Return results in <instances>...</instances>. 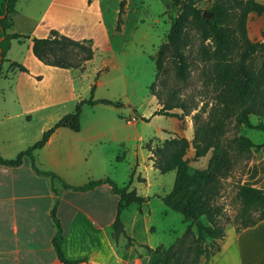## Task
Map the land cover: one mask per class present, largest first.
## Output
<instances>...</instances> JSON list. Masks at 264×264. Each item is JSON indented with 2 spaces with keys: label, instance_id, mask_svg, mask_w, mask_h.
<instances>
[{
  "label": "crops",
  "instance_id": "0c3cea01",
  "mask_svg": "<svg viewBox=\"0 0 264 264\" xmlns=\"http://www.w3.org/2000/svg\"><path fill=\"white\" fill-rule=\"evenodd\" d=\"M88 1L47 0L45 7L34 11L28 0H18L8 32L29 38L11 42L7 52L9 62L3 65L0 77V156L4 160L15 159L62 117L74 112L76 105L83 101V78L93 65L90 93L93 85L95 92L105 85L103 77L108 63L95 66L99 57L97 34L101 33L105 40L102 53L113 57L110 41L113 28L108 30L99 1ZM51 30L73 40L91 41L94 58L86 63L84 71L47 66L34 57L32 39L46 38ZM11 62L21 64L28 73L11 69ZM106 83L107 88H112L111 80ZM93 100L117 102L119 107L83 106L80 131L56 130L34 154L35 167L56 174L72 187L108 178L118 187L122 185L120 188L129 185V190L148 201L142 205L133 204L121 212L126 237L116 238L113 224L119 199L108 185L75 192L58 181L51 182L38 175L30 159L17 167L0 165V264H60L52 246L55 230L50 216L56 199L59 200L57 217L64 230L62 250L66 259L87 260L80 264H122L123 256L115 242L124 245L128 239L133 245L131 249L154 248L147 239L143 240L155 233L151 205L156 201L163 203L161 198L171 191L175 172L161 174L153 167L152 154L147 148L153 139L143 137L141 129L136 128L138 120L132 125L123 122L125 110L121 101L109 95ZM126 106L128 115L137 116V107L130 99ZM104 107L110 110H102L107 109ZM179 123L177 120V132L158 129L162 137L154 139L163 143L182 135ZM262 144L259 155L249 163L242 180L243 185L257 189H264V142ZM125 150L133 157V167L127 164L124 169L129 177L126 185L118 183L117 174L120 169L123 173L124 157L120 155ZM168 174L173 176L165 187L162 177ZM152 176L158 180L155 192ZM60 191L63 194H59ZM170 213L174 212L166 207V210L161 209L159 217L168 218ZM165 231L170 233L171 229ZM207 264H264V221L240 232L228 230L220 251L210 257Z\"/></svg>",
  "mask_w": 264,
  "mask_h": 264
},
{
  "label": "trees",
  "instance_id": "16d2710c",
  "mask_svg": "<svg viewBox=\"0 0 264 264\" xmlns=\"http://www.w3.org/2000/svg\"><path fill=\"white\" fill-rule=\"evenodd\" d=\"M161 1L167 10L179 7V14L171 19L166 42L157 52L155 81L149 89L161 108L153 116L176 118L182 121L184 116H190L197 109V105L183 100L177 90L168 88L165 95L161 91L162 87L165 88L162 77L166 73L167 61H171L173 65L176 80L182 86L188 85L190 63L185 52L190 43L189 28L195 30L198 35L200 61L211 63L209 81L214 93L215 104L211 106L205 121L201 117L204 108L199 109L192 116L195 129L191 143L186 138H173L165 140L156 148L147 147L152 154L150 159L155 169L161 174L175 172L171 191L161 198L163 204L172 212L181 214L186 221H190L195 226L196 234L188 227L177 244L167 250H153L146 246L144 248L157 255L161 264H199L201 256H204L205 264H207L210 257L220 251L221 242L226 237L219 223L221 210L216 203L220 197L222 180L232 175L242 155L249 160L251 148L261 149L263 147V144L256 146L241 135L228 137L229 130L226 129V124L231 121L234 128L244 126L264 133V124L252 125L250 122L251 116L264 119V43L250 42L242 30L247 15L249 13L264 14V6L254 0L237 4L241 13L239 17L237 16L240 21L238 29L243 32L239 39L235 33L237 29L231 28L236 16L232 14V7L226 6L225 2H213L206 10L208 17H203V11L196 7L192 0ZM17 2L18 0H0V77L3 65L9 62L7 52L11 42H22L23 39L29 38V36L8 32L11 19L16 14ZM123 7L124 1L120 3L117 13V32L121 28ZM208 41L213 47L211 51L205 46ZM32 53L41 63L66 70L84 71L86 63L94 58L90 40H73L55 30H51L46 38H33ZM9 67L28 73L24 66L16 62H11ZM158 84L160 89H157ZM94 89L95 85L91 88L88 100L80 101L74 112L62 117L44 132L38 142L20 152L15 159L4 160L0 156V165L17 167L25 159H30L38 175L49 178L51 182L58 181L64 188L75 192L91 191L103 184L108 185L119 199L113 224L114 234L116 238L120 235L126 237L120 217L121 212L133 204L146 203L147 198L138 196L134 190H129V185L123 188L118 187L108 178L91 180L83 186L72 187L52 172L39 171L33 163L34 154L44 147L56 130L68 128L75 132L80 131V115L83 106L103 104L119 107L118 103L112 101H94ZM173 110H181L183 114L180 116L173 113ZM190 145L194 151L193 159L195 160L211 153L205 170H191L190 160L185 158ZM244 173L245 171H242L240 176ZM235 200L239 205L238 212L231 222L235 232L254 227L264 221V189L237 183ZM58 205L59 200L56 199L50 211L55 230L52 246L56 257L60 264L87 263L86 259L68 260L65 258L62 250L64 230L57 217ZM207 243L215 246L213 252L210 253L203 247Z\"/></svg>",
  "mask_w": 264,
  "mask_h": 264
},
{
  "label": "rangeland",
  "instance_id": "374dc122",
  "mask_svg": "<svg viewBox=\"0 0 264 264\" xmlns=\"http://www.w3.org/2000/svg\"><path fill=\"white\" fill-rule=\"evenodd\" d=\"M91 1V0H90ZM102 9L104 20L108 30L113 31L110 33L111 37V48L114 52L112 54H103V46L105 40L103 35L97 34L98 43V60H96L95 66L99 64L108 63L107 70L104 71L105 77L103 81L104 86L101 89L93 92L94 97H105L109 95L116 101H121L124 105V120L128 118L135 117L138 120L136 128H140L143 137L146 139H153L148 144L147 147L156 148L162 144L161 141L154 138H161L162 134H159L158 129L169 130L177 132L179 127L177 125V120L164 117V116H153L156 110H159L161 106L158 104L155 97L150 93V86L155 81L156 76V57L157 52L161 45L166 42L167 35L171 26V19L175 18L179 14V7L165 8L161 0H98ZM124 1V14L122 16V23L120 31H116V20L117 13L120 3ZM187 1V0H181ZM194 5L203 11V17H208L206 10L212 5L213 2H225L226 6L232 7V14L236 16L233 24H231L232 29L236 30V37L241 38V32L238 29V17L240 16L239 3H243L247 0H192ZM255 2L264 6V0H254ZM31 9L38 11L42 6L45 7L47 0H28ZM238 16V17H237ZM244 35L250 42L264 43V14L258 15L256 13H249L244 20ZM188 35L190 39L189 47L187 48L185 54L188 57L190 63V77L188 85L182 86L174 75V68L171 61L166 62V73L162 77L165 83V88L162 87L164 95L166 94L168 88L178 91V95L186 100L188 103H193L197 105V109L194 110L190 116H184L183 120L179 123L180 129L183 130V134L177 138H186L189 143L192 142L194 135V122L191 119L192 116L199 111V109L204 108V113L201 114L202 120L208 118V114L211 106L215 104L214 93L212 92V86L209 81L211 63H203L200 61V43L199 38L195 30L189 28ZM206 48L210 51L213 49L211 42H206ZM115 55V56H114ZM91 67L88 74L83 78L81 94L83 100L89 99L90 97V87L91 83L94 81L93 70ZM112 81L111 87L107 88V81ZM110 86V85H109ZM89 87V88H88ZM160 89L158 84L157 89ZM130 99V103L137 107V116L133 114L126 113L127 100ZM117 103V102H116ZM110 110L109 107H104ZM88 112V111H86ZM107 112V111H106ZM175 114L182 115L181 110H173ZM144 117H141V116ZM230 120V119H229ZM179 121V120H178ZM228 121V120H227ZM226 122V121H225ZM250 122L252 125H257L259 123L264 124V119L251 116ZM226 129L229 130L227 136L232 138L233 136H244L254 145H261L264 142V133L249 129L244 126L234 128L231 121L226 124ZM193 149L190 148L186 152L185 158L190 160L189 166L191 170H205L207 168L211 153H208L204 158H199L197 160L193 159L194 153ZM260 149L251 148L249 151L250 159L246 160L245 155H242L234 168L232 175L224 180H222V187L220 192V197L217 199V206L220 208L219 223L224 229L225 233L228 230H233L234 227L231 224L232 220L236 216L239 205L235 200L236 185L237 183L242 184L243 176L245 175L249 163L252 159L257 158ZM120 157H124L122 162L123 173L118 171V178L120 182L126 185L129 182V177L126 176L127 164H131L133 161L132 153L125 150L121 153ZM133 167V164H131ZM245 171L243 176L241 172ZM157 178L160 175H156ZM173 174H168L163 176V182L165 187H168ZM152 189L157 191L156 180L152 176ZM119 187H122L120 185ZM59 194H63L60 191ZM151 209L155 214L153 219V225L155 227V233L143 238L147 239L149 244L154 246V249L167 250L170 247L177 244L185 233L188 227L191 231L196 234V229L190 221H186L184 217L179 213H170L168 218H160L159 213L161 209L166 210V207L161 202H153ZM167 228L171 229V232H164ZM115 237V234H114ZM138 238V236H137ZM141 239V238H140ZM115 241V240H114ZM116 247H120V255L123 256L122 264H161L160 258L148 252L145 248H133L132 244L126 242L124 245H118L115 242ZM156 246V247H155ZM206 251L210 253L214 251L215 246L209 245V243L203 246ZM199 264H205L204 256H201Z\"/></svg>",
  "mask_w": 264,
  "mask_h": 264
},
{
  "label": "built area",
  "instance_id": "2783aa9c",
  "mask_svg": "<svg viewBox=\"0 0 264 264\" xmlns=\"http://www.w3.org/2000/svg\"><path fill=\"white\" fill-rule=\"evenodd\" d=\"M136 122H137L136 118H130V119H126V120H125V123H126L127 125H132V124H134V123H136Z\"/></svg>",
  "mask_w": 264,
  "mask_h": 264
}]
</instances>
